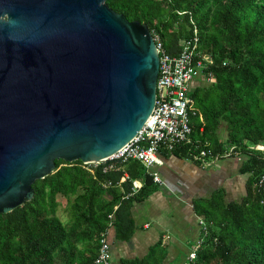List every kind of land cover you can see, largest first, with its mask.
<instances>
[{
  "label": "trees",
  "instance_id": "obj_1",
  "mask_svg": "<svg viewBox=\"0 0 264 264\" xmlns=\"http://www.w3.org/2000/svg\"><path fill=\"white\" fill-rule=\"evenodd\" d=\"M104 3L128 21L144 22L169 55L191 35L189 20L193 21L198 57L207 62L211 80L199 81L189 93L195 110L190 137L217 154L234 145L243 158L239 172L247 173V180L239 201L224 202L222 189H217L193 202L204 227L193 259L182 264H264V182H258L264 155L247 147L264 144V0ZM221 128L223 140L218 135ZM191 150L192 145L185 144L171 153L187 157ZM53 162L54 170L31 184V199L0 213V264H91L97 235L107 222L111 221L114 239L127 241L134 229L132 203L157 188L134 159L105 170L102 164L79 160ZM132 179L141 184L125 198ZM62 201L68 212L64 222L56 214ZM163 255L155 245L144 256L119 258L117 264H160Z\"/></svg>",
  "mask_w": 264,
  "mask_h": 264
},
{
  "label": "water",
  "instance_id": "obj_2",
  "mask_svg": "<svg viewBox=\"0 0 264 264\" xmlns=\"http://www.w3.org/2000/svg\"><path fill=\"white\" fill-rule=\"evenodd\" d=\"M157 67L146 24L104 0H0V213L54 159L105 164L151 111Z\"/></svg>",
  "mask_w": 264,
  "mask_h": 264
},
{
  "label": "crops",
  "instance_id": "obj_3",
  "mask_svg": "<svg viewBox=\"0 0 264 264\" xmlns=\"http://www.w3.org/2000/svg\"><path fill=\"white\" fill-rule=\"evenodd\" d=\"M218 135L223 140L224 129ZM158 156L161 164L152 165L149 170L157 172L161 183L143 200L132 203L131 237L127 241L116 240L113 229L109 231L112 264H117L119 258L142 257L155 245L164 251L160 264H169L179 251L183 262L184 254L201 238V218L194 213L193 202L208 198L217 189H222L224 202L239 201L245 195L247 173L239 172L241 156H223L207 165L162 149ZM189 244H193L190 249L186 247Z\"/></svg>",
  "mask_w": 264,
  "mask_h": 264
},
{
  "label": "built area",
  "instance_id": "obj_4",
  "mask_svg": "<svg viewBox=\"0 0 264 264\" xmlns=\"http://www.w3.org/2000/svg\"><path fill=\"white\" fill-rule=\"evenodd\" d=\"M189 23L191 24V35L180 41V49L175 55L167 54L161 47L158 37L151 34L158 59L153 106L136 133L107 157L106 163L103 164V170L113 168L115 162L134 159L146 169L154 183L160 184L161 181L157 172L149 170L152 165L161 164V159L158 156L160 149L171 153L180 145L191 144L192 150L186 158L201 165L215 162L223 156H238L234 151V145L229 146L225 152L217 154L204 148V145L194 143L190 137V117L195 115V110L191 106L192 99L189 93L199 81L211 80V75L206 72L207 62L202 57H198V35L195 24L191 19ZM195 78L198 81L193 80ZM201 128L202 126L199 127V131H201ZM247 147L260 151L264 155V144H250ZM92 163L93 165L98 164L96 162H82L85 165ZM125 177L126 175L123 174L120 180ZM258 182H264V169ZM139 186L140 183L137 179H132L130 192L124 197L126 198L134 193ZM115 207L116 205L113 206L112 210ZM111 215L112 213H109L107 217L111 218ZM199 224L203 229L202 220H199ZM111 229L112 225L109 220L106 228L97 235V252L91 264H112L108 237ZM200 243L201 239L188 251V261L193 259Z\"/></svg>",
  "mask_w": 264,
  "mask_h": 264
},
{
  "label": "rangeland",
  "instance_id": "obj_5",
  "mask_svg": "<svg viewBox=\"0 0 264 264\" xmlns=\"http://www.w3.org/2000/svg\"><path fill=\"white\" fill-rule=\"evenodd\" d=\"M193 80H197V81H198L197 78H195V79H193ZM192 85H193V83H192ZM220 131H223V129L221 128V130H219V132H220ZM221 136H222V135H221ZM92 164H93V163H92ZM64 204H65V203L62 201V202L60 203V205H63V206L59 207L58 210H57V216H58L62 221L68 218V212H67V210L64 208V207H65ZM63 222H64V221H63ZM200 233H201V231H200ZM192 246H193V244H189V245H187L186 247H189V249H190ZM177 253H178V254L176 255L175 259H174V260H171V261L169 262V264H177L178 262H180L179 264H182L183 262H187V261H188L187 253L184 254V258H183L184 261H183V262H181V257L183 256L182 251H179V252H177ZM112 258H113V257H112V254H111V263H112V261H113Z\"/></svg>",
  "mask_w": 264,
  "mask_h": 264
},
{
  "label": "clouds",
  "instance_id": "obj_6",
  "mask_svg": "<svg viewBox=\"0 0 264 264\" xmlns=\"http://www.w3.org/2000/svg\"><path fill=\"white\" fill-rule=\"evenodd\" d=\"M202 220V219H201ZM188 253V252H187Z\"/></svg>",
  "mask_w": 264,
  "mask_h": 264
}]
</instances>
